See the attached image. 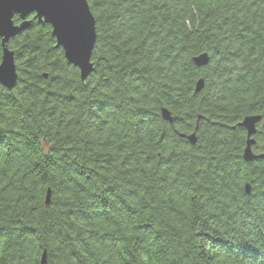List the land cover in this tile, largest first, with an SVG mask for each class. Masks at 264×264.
Returning <instances> with one entry per match:
<instances>
[{
    "label": "clouds",
    "instance_id": "obj_1",
    "mask_svg": "<svg viewBox=\"0 0 264 264\" xmlns=\"http://www.w3.org/2000/svg\"><path fill=\"white\" fill-rule=\"evenodd\" d=\"M0 21V264H264V0Z\"/></svg>",
    "mask_w": 264,
    "mask_h": 264
},
{
    "label": "water",
    "instance_id": "obj_2",
    "mask_svg": "<svg viewBox=\"0 0 264 264\" xmlns=\"http://www.w3.org/2000/svg\"><path fill=\"white\" fill-rule=\"evenodd\" d=\"M50 13H52V16H53V18H55V13H56V8H55V6L53 5V6H50L48 9H47ZM3 26V23H2V21H0V27H2Z\"/></svg>",
    "mask_w": 264,
    "mask_h": 264
}]
</instances>
